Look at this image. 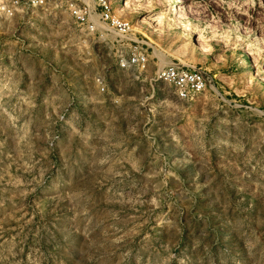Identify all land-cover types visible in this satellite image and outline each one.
<instances>
[{"label":"rangeland","instance_id":"374dc122","mask_svg":"<svg viewBox=\"0 0 264 264\" xmlns=\"http://www.w3.org/2000/svg\"><path fill=\"white\" fill-rule=\"evenodd\" d=\"M65 1L0 18V264H264V0H108L140 79ZM171 62L211 86L178 99Z\"/></svg>","mask_w":264,"mask_h":264},{"label":"built area","instance_id":"2783aa9c","mask_svg":"<svg viewBox=\"0 0 264 264\" xmlns=\"http://www.w3.org/2000/svg\"><path fill=\"white\" fill-rule=\"evenodd\" d=\"M43 0H0V18H13L16 14H26L30 6L42 4ZM65 7L72 19L79 42L87 44L105 41L107 34H112L116 50L115 64L120 70H133L136 79H140L147 70L148 53L145 43L133 36L130 23L114 15L108 0H66ZM152 80L168 84L175 96L192 103L207 87L210 78L201 67H187L175 62L156 70ZM94 82L102 93L106 91L105 78L101 74L94 76Z\"/></svg>","mask_w":264,"mask_h":264},{"label":"bare ground","instance_id":"6f19581e","mask_svg":"<svg viewBox=\"0 0 264 264\" xmlns=\"http://www.w3.org/2000/svg\"><path fill=\"white\" fill-rule=\"evenodd\" d=\"M177 1H179V0H177ZM124 9H129V10H132V11H133L134 8L132 9V7L130 6V4H127V5L124 6ZM180 9L182 10V8H180ZM180 9H179V10H180ZM183 9H184V8H183ZM135 11H136V10H135ZM122 12H123V10H119V11H118V14H119V15H122V14H123ZM130 12H131V11H130ZM182 12H183V11H182ZM157 20H158V19H157ZM157 22H158V21H157ZM130 30H131V26H130Z\"/></svg>","mask_w":264,"mask_h":264}]
</instances>
